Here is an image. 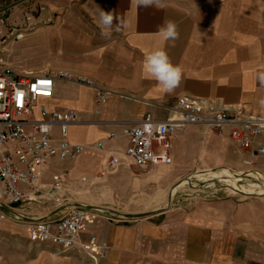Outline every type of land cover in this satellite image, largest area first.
Wrapping results in <instances>:
<instances>
[{
	"label": "crops",
	"instance_id": "obj_1",
	"mask_svg": "<svg viewBox=\"0 0 264 264\" xmlns=\"http://www.w3.org/2000/svg\"><path fill=\"white\" fill-rule=\"evenodd\" d=\"M161 4L158 9L137 8L132 0H0L2 35L21 34L8 45L14 56L24 59L12 68L15 73L69 72L109 92L97 104L95 89L56 78L52 96L38 101L77 113L68 138L84 151L75 160L52 158L41 178L46 186L66 172L64 187L55 195L64 206L119 208L131 198L153 194V183L160 189L165 181L160 166L138 167L125 158L123 129L146 113L165 119L166 108L181 97L198 99L211 110L264 118V0ZM101 9L113 11L128 26L103 38L96 23ZM169 20L177 25L179 38L165 42L156 33ZM156 48H163L183 69L181 83L171 94L142 72L145 54ZM31 117H38L36 108ZM229 132L219 137L198 125L177 130L169 139L173 179L198 167L248 168L264 175V155L256 153L257 146H264V132L249 149L237 146ZM109 133L114 138L97 150L96 142ZM111 157L120 161L116 170L108 169ZM51 199L27 204L23 212L35 220L55 217L60 208ZM89 212L69 250L53 240L33 239L25 226L0 222V264H264L263 199L195 198L159 222L118 221ZM91 236L106 246L103 258L95 257Z\"/></svg>",
	"mask_w": 264,
	"mask_h": 264
},
{
	"label": "built area",
	"instance_id": "obj_2",
	"mask_svg": "<svg viewBox=\"0 0 264 264\" xmlns=\"http://www.w3.org/2000/svg\"><path fill=\"white\" fill-rule=\"evenodd\" d=\"M16 36L20 38L21 34ZM56 78L95 89L97 104H101L109 94L106 90H99L92 79L69 72L17 74L6 64L5 58H0V206L24 216L25 206L38 200L46 202L52 198L56 208L64 207L63 200L55 195L64 187L66 172L56 174L44 186L41 184L43 167L52 158L75 160L84 151L83 145L68 138L69 125L77 120L75 110H50L41 105L38 107V117H31L33 105L40 98L52 96ZM166 111L163 120L146 113L140 122L123 129L127 140L124 156L133 165L143 168L170 165L169 139L187 125L202 126L206 132L219 137L225 136L230 128V138L244 149H249L254 139L264 132V118L230 114L225 109L211 110L200 100L188 96L176 100ZM113 138L114 134L109 133L106 138L96 142L95 148L102 150L104 143ZM256 153L264 155V146H257ZM251 156H255V153L252 152ZM119 165L116 157H111L107 162L110 170H116ZM89 214L85 208L74 207L63 209L55 217L24 221L0 208V222L7 216L23 222L33 239L53 240L62 250H69L78 242ZM90 244L95 248L96 258L106 255V246L98 244L94 236L90 237Z\"/></svg>",
	"mask_w": 264,
	"mask_h": 264
},
{
	"label": "rangeland",
	"instance_id": "obj_3",
	"mask_svg": "<svg viewBox=\"0 0 264 264\" xmlns=\"http://www.w3.org/2000/svg\"><path fill=\"white\" fill-rule=\"evenodd\" d=\"M2 34L4 35V33L1 31L0 58H5L6 64L11 68L21 66L24 64V59L17 57V55L14 56L12 54L13 51H11L10 47L8 46L10 41L12 42L13 40H17L18 37L16 35L6 37ZM3 38L5 41H3ZM33 108L37 109V106L34 105ZM170 166L159 167L160 176L165 179L164 183L160 185V189H158V186L153 183L156 188V190L153 191V194L149 196H138L131 198L129 204L119 208H112L125 213H143L155 211V214L137 219H125L114 215L113 218L117 219L118 221L142 220L159 222L162 221L166 214H169L179 208L186 207V205L189 204V202H192L195 198L213 200L218 198L233 197L239 200H244L252 197L253 199L264 200V191L260 190L258 187L250 186V183H258L263 185L262 182H264V175H257L254 171L248 168H240L236 170L227 166L214 168L198 167L193 173L181 174L173 179L175 174L171 172ZM168 177L170 179L167 180ZM187 177H189L191 181L190 184L186 181L172 189L175 183H177L179 180L184 181ZM200 183H204V185L199 186ZM230 187H233L241 192L253 193L254 195L246 196L230 189ZM170 190L172 195L171 200L168 201ZM4 220H10L22 227L25 226L23 222L14 221L8 216Z\"/></svg>",
	"mask_w": 264,
	"mask_h": 264
},
{
	"label": "clouds",
	"instance_id": "obj_4",
	"mask_svg": "<svg viewBox=\"0 0 264 264\" xmlns=\"http://www.w3.org/2000/svg\"><path fill=\"white\" fill-rule=\"evenodd\" d=\"M132 3L137 8L155 6L160 9L163 7L161 0H132ZM96 23L100 28L101 36L105 39H110L114 31L121 32L128 26L123 18L116 16L113 11L103 9L99 10ZM156 34L165 42L179 38L177 25L170 20L158 26ZM142 72L145 79L156 81L160 89L166 94L173 93L179 87L183 76L182 67L173 64L163 48H156L145 54Z\"/></svg>",
	"mask_w": 264,
	"mask_h": 264
},
{
	"label": "water",
	"instance_id": "obj_5",
	"mask_svg": "<svg viewBox=\"0 0 264 264\" xmlns=\"http://www.w3.org/2000/svg\"><path fill=\"white\" fill-rule=\"evenodd\" d=\"M257 174V173H255ZM257 175H260V174H257ZM183 180H179L177 183H175L172 187V189H174L175 187H177L178 185L181 184ZM186 181L190 184L191 181L189 179V177L186 178ZM204 183H200L199 186H203ZM229 187V186H227ZM171 189V190H172ZM230 189L240 193V194H243V195H246V196H252L254 195L253 193H245V192H241L233 187H230ZM171 190L169 192V199L168 201L171 200ZM72 207H75V208H85L86 210H95V211H99L101 213H104L105 215L107 216H118V217H121V218H125V219H137V218H142V217H146V216H149V215H152V214H155V211H150V212H143V213H125V212H121V211H117L115 209H112V208H108V207H103V206H86V205H82V204H75V205H71ZM1 210L4 211V212H8V213H11V214H14L20 218H22L23 220L25 221H36L35 219H32V218H29L27 216H24V215H21L19 214L18 212L12 210V209H9V208H6L4 206H0ZM65 208H69V205L68 206H64L60 209L57 210V212L65 209ZM47 217H44V218H41V219H45ZM41 219H38V220H41Z\"/></svg>",
	"mask_w": 264,
	"mask_h": 264
},
{
	"label": "bare ground",
	"instance_id": "obj_6",
	"mask_svg": "<svg viewBox=\"0 0 264 264\" xmlns=\"http://www.w3.org/2000/svg\"><path fill=\"white\" fill-rule=\"evenodd\" d=\"M40 99H42V98H40ZM40 99H39V100H40ZM44 99H45V98H44ZM39 100H38V101H39ZM38 101H37V103L35 104V105L37 106V111H38V107L41 106V105L38 104ZM33 106H34V105H33ZM42 106H44V105H42ZM46 107H47V106H46ZM47 108H48V107H47ZM33 109H34V108H32V110H33ZM49 109H50V108H49ZM50 110H54V109H50ZM37 115H38V113H37ZM69 126H70V125H69ZM68 129H69V128H68ZM224 172H225V171H224ZM226 173H227V172H226ZM217 174H218V173H217ZM224 174H225V173H224ZM218 175H219V174H218ZM218 175H217V176H218ZM221 175H222V174H221ZM215 177H216V176H215ZM202 178H203V177H202ZM184 182H186V180L182 181L181 184L184 183ZM262 184H263V185H260V184H258V183H253V184L250 183V186H252V187H258L260 190H263V191H264V182H262ZM263 191H261V192H263Z\"/></svg>",
	"mask_w": 264,
	"mask_h": 264
}]
</instances>
